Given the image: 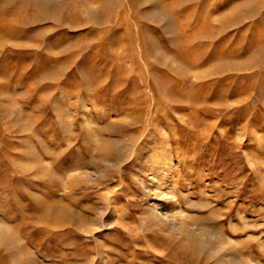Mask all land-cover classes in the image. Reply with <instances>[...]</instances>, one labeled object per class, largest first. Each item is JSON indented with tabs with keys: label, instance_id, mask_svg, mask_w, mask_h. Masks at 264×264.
<instances>
[{
	"label": "rangeland",
	"instance_id": "rangeland-1",
	"mask_svg": "<svg viewBox=\"0 0 264 264\" xmlns=\"http://www.w3.org/2000/svg\"><path fill=\"white\" fill-rule=\"evenodd\" d=\"M0 264H264V0H0Z\"/></svg>",
	"mask_w": 264,
	"mask_h": 264
},
{
	"label": "bare ground",
	"instance_id": "bare-ground-1",
	"mask_svg": "<svg viewBox=\"0 0 264 264\" xmlns=\"http://www.w3.org/2000/svg\"><path fill=\"white\" fill-rule=\"evenodd\" d=\"M138 145H136V143H130L129 148H128V154H130L131 156L138 150ZM166 149H164V153H165ZM161 208V207H159ZM163 214V213H162ZM166 217V216H165Z\"/></svg>",
	"mask_w": 264,
	"mask_h": 264
}]
</instances>
